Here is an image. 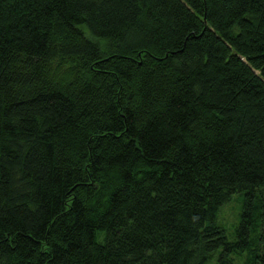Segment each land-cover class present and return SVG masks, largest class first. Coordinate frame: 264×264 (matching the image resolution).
I'll return each instance as SVG.
<instances>
[{"label": "trees", "instance_id": "1", "mask_svg": "<svg viewBox=\"0 0 264 264\" xmlns=\"http://www.w3.org/2000/svg\"><path fill=\"white\" fill-rule=\"evenodd\" d=\"M0 264H264V0H0Z\"/></svg>", "mask_w": 264, "mask_h": 264}, {"label": "rangeland", "instance_id": "2", "mask_svg": "<svg viewBox=\"0 0 264 264\" xmlns=\"http://www.w3.org/2000/svg\"><path fill=\"white\" fill-rule=\"evenodd\" d=\"M243 208V201L240 194L232 196L230 202L224 205L219 213L218 221L222 224L228 234L232 237V232L235 227L239 224L240 214Z\"/></svg>", "mask_w": 264, "mask_h": 264}]
</instances>
